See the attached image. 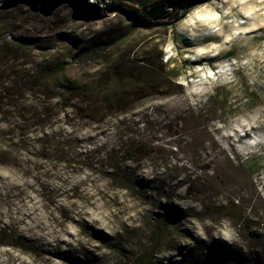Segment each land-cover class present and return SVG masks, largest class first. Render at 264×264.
Returning a JSON list of instances; mask_svg holds the SVG:
<instances>
[{"label": "rangeland", "instance_id": "1", "mask_svg": "<svg viewBox=\"0 0 264 264\" xmlns=\"http://www.w3.org/2000/svg\"><path fill=\"white\" fill-rule=\"evenodd\" d=\"M133 1L111 3L139 9ZM0 11L1 110L13 111L7 98L38 93L24 81L56 58L68 77L146 81L94 123L69 106L25 141L5 126L0 264H127L143 251L156 264L219 255L230 264L233 253L264 264V0H209L151 29L119 8L95 22L73 21L66 6L49 17L26 6ZM24 40L31 45L2 54ZM143 63L152 76H139ZM167 207L177 214L154 240L153 213Z\"/></svg>", "mask_w": 264, "mask_h": 264}, {"label": "trees", "instance_id": "2", "mask_svg": "<svg viewBox=\"0 0 264 264\" xmlns=\"http://www.w3.org/2000/svg\"><path fill=\"white\" fill-rule=\"evenodd\" d=\"M207 1L209 0H134L133 2L140 6L139 9L123 7L118 3H111L108 9L113 11L119 8L127 13L132 19L135 28L151 29L156 25L173 27L186 16L191 7ZM24 41L16 43L17 45L14 47L3 46L2 54L7 51L18 53L22 47L25 49L31 45L29 43L31 40ZM85 55L87 54L81 53L82 57H85ZM24 56H27V54H24ZM141 61L144 62V60ZM150 65L149 63H143L142 66H139L140 77L142 75V77L152 76L150 74L152 72ZM111 69L109 65H106L105 70L107 73H110ZM65 70L66 63L64 59L56 58L53 62H45L41 66V76L39 78L33 81L28 79L24 81V85L30 83L32 86H37L38 93L33 92L29 98H24V102L19 104L15 103L17 100L7 98L8 104L13 108L12 112L1 110V105L4 104L0 98V141H12L3 134L5 126L8 125H13V130L16 134L13 137L15 138L16 136L19 141H25L24 137H28V133L31 132L29 131L30 128H33L35 132L38 131L44 134L46 127L58 115V112L69 106L76 110V115L81 120H87L90 123L100 121L109 111H115L117 108L124 106V103L127 102L132 93L141 91L139 87L146 82L142 78H137V80L130 79L127 83H123L115 77L108 82H103L100 79L90 80L83 77H68L65 75ZM157 70V67H154L153 72L159 77ZM123 85H125V88ZM194 117V114H190L189 119L193 123L196 120ZM12 119H15L14 124H12ZM194 126L191 125L186 128L189 130ZM131 145L130 151L127 150L128 155L130 159H136L134 147ZM147 151V147H142L138 150V153ZM8 161H12L15 166L19 163L17 156L8 158ZM114 171L118 172L119 170L114 169ZM118 179L123 188H130L133 183L131 177L121 176ZM172 213L177 214V210L170 207L158 209L153 213L154 229L152 235L154 240L159 239L163 235L165 219ZM226 250L231 252L228 248ZM123 255L125 256V254ZM231 258L230 264H246L245 260L239 255L233 253ZM126 259L127 264H156L148 251H143L139 254L138 252L128 254ZM227 259L221 255L217 257V261H214V258L206 257L202 264H228L226 262ZM173 264L187 263L174 262Z\"/></svg>", "mask_w": 264, "mask_h": 264}, {"label": "water", "instance_id": "3", "mask_svg": "<svg viewBox=\"0 0 264 264\" xmlns=\"http://www.w3.org/2000/svg\"><path fill=\"white\" fill-rule=\"evenodd\" d=\"M17 6H26L34 13L49 17L53 12L66 6L70 11V18L73 21L95 22L108 17L110 10L100 8L88 0H1L0 9L10 10Z\"/></svg>", "mask_w": 264, "mask_h": 264}, {"label": "bare ground", "instance_id": "4", "mask_svg": "<svg viewBox=\"0 0 264 264\" xmlns=\"http://www.w3.org/2000/svg\"><path fill=\"white\" fill-rule=\"evenodd\" d=\"M111 4V0H104V1H100L99 2V7L100 8H108L109 7V5ZM211 21H213V22H216L217 24H220V19H216V18H214V17H210L209 18ZM206 24V23H205ZM238 28H241V27H239L238 26ZM189 40V39H188ZM194 46V45H193ZM206 58V57H205ZM203 59V58H202ZM209 60V59H208ZM186 62V61H185ZM202 62H204V61H202ZM188 63V62H187ZM195 64V63H194ZM197 87V86H196ZM197 90V89H196ZM195 93V92H194Z\"/></svg>", "mask_w": 264, "mask_h": 264}, {"label": "built area", "instance_id": "5", "mask_svg": "<svg viewBox=\"0 0 264 264\" xmlns=\"http://www.w3.org/2000/svg\"><path fill=\"white\" fill-rule=\"evenodd\" d=\"M90 3L92 4H96V5H99V2L100 1H104V0H88Z\"/></svg>", "mask_w": 264, "mask_h": 264}]
</instances>
